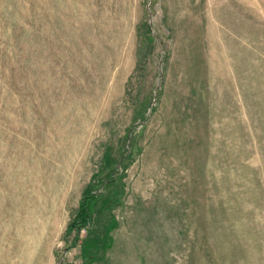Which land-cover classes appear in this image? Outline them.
I'll return each instance as SVG.
<instances>
[{"label":"rangeland","instance_id":"obj_1","mask_svg":"<svg viewBox=\"0 0 264 264\" xmlns=\"http://www.w3.org/2000/svg\"><path fill=\"white\" fill-rule=\"evenodd\" d=\"M0 264H264V0H0Z\"/></svg>","mask_w":264,"mask_h":264},{"label":"trees","instance_id":"obj_2","mask_svg":"<svg viewBox=\"0 0 264 264\" xmlns=\"http://www.w3.org/2000/svg\"><path fill=\"white\" fill-rule=\"evenodd\" d=\"M93 188L94 184L90 183V185L84 191L79 211L73 222L69 225V231L75 229L77 233L73 241V246L78 243L81 230L88 227L90 223V218L92 214L91 203L95 198H97V195L92 192Z\"/></svg>","mask_w":264,"mask_h":264}]
</instances>
